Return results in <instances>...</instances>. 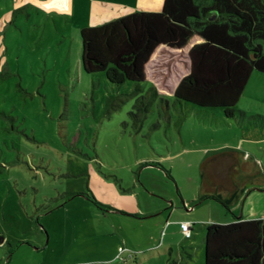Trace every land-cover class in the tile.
Listing matches in <instances>:
<instances>
[{
    "label": "rangeland",
    "instance_id": "374dc122",
    "mask_svg": "<svg viewBox=\"0 0 264 264\" xmlns=\"http://www.w3.org/2000/svg\"><path fill=\"white\" fill-rule=\"evenodd\" d=\"M163 3L0 0V264H170V256L149 249L164 240L165 222L155 218L163 210L195 224V236L182 240L187 250L194 247L192 264H204L203 221L210 219V207L223 219L243 217L245 198L233 203L232 211L214 199L197 202L199 161L205 149L234 147L249 131L264 127L251 120L258 116V90L237 105L250 110L249 118L227 119L220 108L175 106V91L191 69L189 49L202 42L199 37L184 49L159 47L141 88L117 86L104 73L82 69L83 29L99 26L104 17L100 25L111 21L112 9L158 13ZM150 88L157 95L148 93ZM260 142H244L256 154L247 158L245 169L234 172L237 177L220 158L210 174L228 185L233 182L225 178L232 175L240 195L244 188H264ZM145 162L161 166L145 167ZM96 178L111 186L108 191ZM114 186L122 194L134 193L142 205L144 197L164 205L149 219L132 218L122 213L123 204L110 189ZM94 190L98 201L113 210L88 198ZM259 199L264 206V198ZM177 246L172 259L183 263Z\"/></svg>",
    "mask_w": 264,
    "mask_h": 264
},
{
    "label": "trees",
    "instance_id": "16d2710c",
    "mask_svg": "<svg viewBox=\"0 0 264 264\" xmlns=\"http://www.w3.org/2000/svg\"><path fill=\"white\" fill-rule=\"evenodd\" d=\"M194 37L202 42L189 51L190 73L179 83L174 105L220 108L227 119L245 118L249 114L237 105L252 75H264V0H164L161 12H133L87 27L81 31L82 69L86 74L104 73L117 86L132 83L141 88L147 79L146 67L159 47L184 49ZM148 93L157 95L154 88ZM251 120L264 125L263 116ZM222 158L229 160L233 175L238 159L234 153ZM216 159L202 167L207 187L215 184L213 178L218 175L210 174ZM232 175L225 178L233 182L230 200L215 194L199 200L214 199L231 211L238 196ZM88 198L112 209L91 193ZM205 238L204 264H264V218L208 224ZM170 264L183 263L174 260Z\"/></svg>",
    "mask_w": 264,
    "mask_h": 264
},
{
    "label": "crops",
    "instance_id": "0c3cea01",
    "mask_svg": "<svg viewBox=\"0 0 264 264\" xmlns=\"http://www.w3.org/2000/svg\"><path fill=\"white\" fill-rule=\"evenodd\" d=\"M122 11L123 10L112 9L110 11V15L107 18H110V20H113V19H116V18H119V17H123V16L131 13V11H128L127 13H123ZM102 20L103 21H101L97 25L102 24V22H106L107 19H105V17H104V19H102ZM161 47H164V46H161ZM190 49H189V51H190ZM189 64H190V60H189ZM254 89L258 90V99L256 100V103H258V115L264 117V78L263 77L254 76V74L252 75V77H251V79H250V81H249V83H248V85H247V87H246V89L244 91V94L241 97L239 103L242 102L243 99L248 98V94H250L252 92V90H254ZM253 105H255V104L253 103ZM242 109H244V108H242ZM244 110H242V111H244ZM247 111H246L247 113H250L249 109H247ZM208 115H210V114H208ZM201 116H203V115H201ZM211 121L212 120H206L207 123H211ZM200 122L202 123L203 120L201 119ZM258 128H259V125H258ZM254 130H255L254 132H252L253 130H251V132L249 131L248 137L245 136L244 139L241 140L242 144L235 145L234 147L233 146L232 147L231 146H224L222 149H219L220 147H216L217 149H213V150L212 149H205L206 151L204 153H206V155H204L201 158V160L199 161L200 178H201V181H202V183L200 185V188H201L200 190H201L202 194L197 196V198H198L197 202L202 203L205 200H209L210 199V198H208V199L206 198L204 200H199L200 197H202L204 195H207V194H213V195L215 194V195H217V193H219L218 196H220L224 201L231 199V197H232V186L233 185H228L227 183L221 182L222 180H219L217 178H213V182H215V184L212 187H207L206 184H204V181L202 179V167H203V164L207 160L213 159V158H217L218 159L219 157H220L219 160H221V161L222 160L223 161L226 160L229 163V160H227V159L224 160V158H222V155L225 154V153H234L235 157L239 161V164H238L237 167H235V171H233V172H236V173L241 172V168L245 169L246 166L250 164L248 162L247 158L248 159L251 158V153L254 152L253 149L249 150V148L244 145V142H247L248 144L250 143L251 145L255 144L256 142H260V141H261L260 143L264 142V127H262L260 129V131L258 129H256V128H254ZM257 138H258V140H257ZM226 149L228 151H224ZM258 152H259V154L264 155L263 151L259 150ZM259 154H258V156H259ZM260 161H262V160L260 159ZM222 163L223 162H221V165H222ZM258 164H260V163H258ZM149 166H151V165H145V167H149ZM156 166H157V164H156ZM225 167H221V168H225ZM258 167H259V165H258ZM251 168H253V171H256L255 167L252 166ZM165 172L166 173L169 172L170 177L172 176L171 175L172 174L171 171H165ZM256 173L258 174L257 171H256ZM213 175L216 176V174H213ZM236 177H237V175H236ZM94 180H95L96 184H98L99 187L102 188V191L103 190L104 191H108L109 187H111V186H107L108 184L107 183L105 184V182H103L102 179H97L96 178ZM221 184L224 185L223 188H218L217 185L221 187ZM95 188L98 189V187H96V186H95ZM110 189L115 191V193H114L115 196L123 204V206L120 207L124 211L122 213H124L125 215L130 216L132 218H135V219H139V217H141V219H143V218L146 219V218H148L147 217L148 215L154 214L155 212H159L162 209L161 208L162 205H164V204L161 205L157 201L156 202L153 201L151 198L149 200H146L145 197L142 199L144 201V203L142 205L140 203V201L137 200V198L134 196V193H132V195H128L127 193H126L127 195L122 194L119 191V189L117 187H115V186L110 188ZM238 191H240V189H238ZM241 191L243 192V194L240 195L238 193V196L235 197V199H233L231 205H233V203L236 204L238 202H242V199L245 198V200H246L245 204H242L244 206V215H243V217L236 218L234 216V219L231 220V221L228 220V219H225V218L223 219V217H220L219 215H215L214 207L211 206L210 207L211 210H209V211H211V213H210L211 217H210L209 220L203 221L204 223L207 222V224H205V225L213 224V223H229V222H232V221L238 220V219L253 220V219L264 218V215L261 214V213L264 212V209H261L264 206H261L262 203L260 202V199H259V198L263 199L264 196L263 197L262 196H258V193H257L258 191H264V188H260V189L244 188ZM95 193H96V190H94V193H93V195L96 197ZM245 193H247V194L244 195ZM97 200H98V198H97ZM183 203L185 204V206H187V207L190 206L191 207V203L189 201H185L184 200ZM174 205L177 206L178 204L175 203ZM192 209H195V208L192 207ZM111 210H113V209H111ZM231 211H232V209H231ZM259 213L261 215H258ZM153 217L154 216H152L150 218H153ZM156 217H161L162 222H160V224L163 223V221H164L167 230H166V233H165V236H164V240L161 243L160 247L157 248L156 245H153V246L149 247V249H152V248L156 249V251L153 253V255L158 253V255L162 256V257L170 256L171 257L170 260H172L171 262H173L175 260V259H172V255L175 254L174 246L176 244H178V245L180 244V246L179 247L177 246V249H176L177 250V254L179 255V258H181V260H182V262L184 264H192L193 260L191 258H192L193 255L191 254L190 251H192V250L194 251V247H191L189 250H187L186 249L187 247H185V245H184L185 243L183 244L184 240H182V238L185 239V240H191L195 236V233H194V227H195L194 225L195 224H192L190 221H188L187 219H184V218H175V215H173L170 212L168 214H166V211H164V210L161 211L160 214L158 213V215L155 216V218ZM183 222L190 223L191 226H192V231H191V237L190 238H187L185 236V233L181 229V223H183ZM167 234H170L169 237H167L168 236ZM172 234H174V238L176 237L177 241H175L176 239L174 240ZM178 237H179V239H178ZM181 250H183L185 252V254H186L185 256L182 255Z\"/></svg>",
    "mask_w": 264,
    "mask_h": 264
},
{
    "label": "built area",
    "instance_id": "2783aa9c",
    "mask_svg": "<svg viewBox=\"0 0 264 264\" xmlns=\"http://www.w3.org/2000/svg\"><path fill=\"white\" fill-rule=\"evenodd\" d=\"M181 229L185 233L187 238L191 237V224L190 223H181Z\"/></svg>",
    "mask_w": 264,
    "mask_h": 264
}]
</instances>
